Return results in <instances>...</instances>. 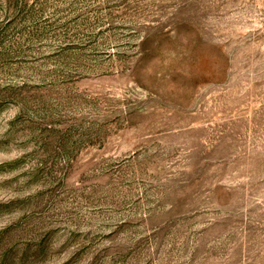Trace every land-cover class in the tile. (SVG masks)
Instances as JSON below:
<instances>
[{
	"label": "rangeland",
	"instance_id": "374dc122",
	"mask_svg": "<svg viewBox=\"0 0 264 264\" xmlns=\"http://www.w3.org/2000/svg\"><path fill=\"white\" fill-rule=\"evenodd\" d=\"M60 41L0 106V264H264V0H0L4 71Z\"/></svg>",
	"mask_w": 264,
	"mask_h": 264
},
{
	"label": "trees",
	"instance_id": "16d2710c",
	"mask_svg": "<svg viewBox=\"0 0 264 264\" xmlns=\"http://www.w3.org/2000/svg\"><path fill=\"white\" fill-rule=\"evenodd\" d=\"M64 43L65 42L60 41L55 49L47 51L45 53L34 52L31 57H27L26 59L18 57L16 68L9 67L11 70L7 69L6 71H4L5 69L3 68L8 64L5 60L0 61V63H2V65H0V69H3L0 71V106L6 103H20V91L25 85L33 84L35 88H47L53 86H62V84L68 81V74L72 71H75V69H73L74 67H68L67 64H62L60 62L52 65H49L48 62H45L48 60V58L59 56L65 50H67L68 47L66 48L65 46H68L69 43H65V45ZM31 60V63L42 61L39 62L41 63V68L39 71V73L41 72V74L38 73L37 77H34L32 79H25L19 76V68L23 67V64H29V61ZM80 126L85 131V122H83ZM71 134L72 128L68 127L66 129V135L70 136Z\"/></svg>",
	"mask_w": 264,
	"mask_h": 264
}]
</instances>
